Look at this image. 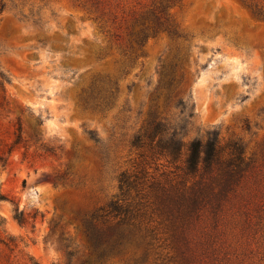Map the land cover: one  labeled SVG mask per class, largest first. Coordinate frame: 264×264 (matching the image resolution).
I'll use <instances>...</instances> for the list:
<instances>
[{"label":"rangeland","instance_id":"rangeland-1","mask_svg":"<svg viewBox=\"0 0 264 264\" xmlns=\"http://www.w3.org/2000/svg\"><path fill=\"white\" fill-rule=\"evenodd\" d=\"M167 1L181 35L159 33L132 55L129 27ZM250 1L264 4L0 0V73L10 78L0 84V238L10 234L19 242L10 252L0 246L2 253L40 264H184L189 256L192 264H264V21ZM98 74L119 82L104 110L82 102ZM178 97L195 103L185 142L217 128L223 141L245 143L254 162L241 192L217 226L212 215L201 217L187 254L172 219L155 212L145 219L157 233L153 245H146L143 229L134 230L132 239L103 253L109 244L96 242L88 223L118 192L122 170L147 161L161 181L182 178L184 154L170 163L141 156L131 142L154 108L160 116L183 118L174 106ZM18 118L23 131L16 143ZM16 205L27 223L15 219Z\"/></svg>","mask_w":264,"mask_h":264},{"label":"trees","instance_id":"trees-1","mask_svg":"<svg viewBox=\"0 0 264 264\" xmlns=\"http://www.w3.org/2000/svg\"><path fill=\"white\" fill-rule=\"evenodd\" d=\"M95 3L99 5V0H95ZM248 6L255 17L264 21V4L250 1ZM170 7L167 1L134 20L127 31V46L132 55L140 51L142 54L149 38L159 33L181 35L169 13ZM7 81L10 78L1 71L0 84L4 87ZM100 81L102 83L98 84ZM89 88V95L82 101L84 107L104 110L113 103L119 91V82L118 79L98 74ZM174 106L181 108L185 114L183 118L175 120L160 116L154 108L146 123L133 134L131 142L140 150L141 156L164 157L170 163L177 162L184 154L182 178L161 181L151 175L147 161L138 169L122 170L118 175V192L93 212L88 223L92 238L98 243L109 244L103 253L118 247L126 239H132L134 230L143 229L146 245H153L157 233L153 226L145 223V219L149 218V213L155 212L172 219L177 229L176 239L184 243V253L187 254L189 234L201 217L207 213L212 215L217 226L226 204L234 203L233 200L241 192L254 162L253 157L247 154L245 143L240 138L223 141L217 128L208 129L202 136H195L185 142L183 132L185 135L188 118L195 114V103L190 102L189 98L178 97ZM247 127H250L249 122ZM22 131L23 126L18 118L16 143L21 141ZM89 134L99 141L94 131H89ZM35 138L40 139L37 133ZM14 211V217L20 224L27 223L28 215L24 209L16 205ZM257 218L259 220L256 223L262 226L263 215L260 212ZM250 221L248 216L246 223L249 226ZM6 237L0 238L3 249L7 248L10 252L19 246L15 236L9 234ZM180 249L183 251V248ZM11 253L0 251V264H40L32 256L28 262H22ZM187 258L184 257V264H192L193 259L190 256ZM169 259L174 260L176 256Z\"/></svg>","mask_w":264,"mask_h":264}]
</instances>
